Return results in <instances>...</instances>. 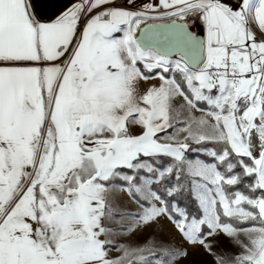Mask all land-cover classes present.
I'll return each instance as SVG.
<instances>
[{
	"label": "snow or ice",
	"instance_id": "1",
	"mask_svg": "<svg viewBox=\"0 0 264 264\" xmlns=\"http://www.w3.org/2000/svg\"><path fill=\"white\" fill-rule=\"evenodd\" d=\"M0 264H264V0H0Z\"/></svg>",
	"mask_w": 264,
	"mask_h": 264
},
{
	"label": "water",
	"instance_id": "2",
	"mask_svg": "<svg viewBox=\"0 0 264 264\" xmlns=\"http://www.w3.org/2000/svg\"><path fill=\"white\" fill-rule=\"evenodd\" d=\"M73 0H37L38 11L45 20L62 13Z\"/></svg>",
	"mask_w": 264,
	"mask_h": 264
},
{
	"label": "rangeland",
	"instance_id": "3",
	"mask_svg": "<svg viewBox=\"0 0 264 264\" xmlns=\"http://www.w3.org/2000/svg\"><path fill=\"white\" fill-rule=\"evenodd\" d=\"M158 83H159L158 80H149L148 82H141L140 85H139V88L141 89V91H143V90H146V89H148L149 87H151L152 84H158ZM230 250H231L232 252H239V251H241V249H239V248H234V247H231ZM203 259H208V260H210L211 258H210V257H206V258H203Z\"/></svg>",
	"mask_w": 264,
	"mask_h": 264
},
{
	"label": "built area",
	"instance_id": "4",
	"mask_svg": "<svg viewBox=\"0 0 264 264\" xmlns=\"http://www.w3.org/2000/svg\"><path fill=\"white\" fill-rule=\"evenodd\" d=\"M143 2H145V0H137V3H138V4H141V3H143Z\"/></svg>",
	"mask_w": 264,
	"mask_h": 264
}]
</instances>
